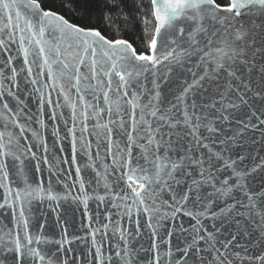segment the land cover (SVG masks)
Instances as JSON below:
<instances>
[{
	"label": "snow or ice",
	"instance_id": "obj_1",
	"mask_svg": "<svg viewBox=\"0 0 264 264\" xmlns=\"http://www.w3.org/2000/svg\"><path fill=\"white\" fill-rule=\"evenodd\" d=\"M100 3L85 0L81 11ZM102 3L105 27L120 32L132 18L124 0ZM134 6L145 28L139 48L102 28L72 23L41 0H0V76L10 85L5 93L0 82V209H11L13 225L0 235V252H12L13 264H67L73 240L66 222L58 219L49 226L37 220L34 232L26 209L34 202L67 200L76 191L74 201L87 209L89 199H95L106 213L108 223L89 227L95 264H105L104 240L109 252L113 249L109 223H115L120 239L107 264H243L245 259L264 264V181L259 188L249 183V177L264 171V155L246 152L244 143L252 133V144H264V0H136ZM12 46L22 56L19 71ZM161 66L169 73L178 66L190 75L178 77L172 99L161 96ZM24 71L25 83L36 86L25 88L27 96L38 94L34 114L19 91L17 78ZM149 74L152 88L147 87ZM39 77L49 90L47 99ZM45 104L53 135L59 137L55 126L64 121L70 161L53 163L47 144L44 156L37 155L41 133L32 125L46 129L39 119ZM233 121L239 127L230 134L225 126ZM102 147L111 162L99 165ZM64 164L74 167V176L62 170ZM89 168L96 173L92 195L83 177ZM61 183L64 195L55 190ZM113 216L134 222L135 232ZM142 218L149 230V248L141 245L150 253L147 258L129 247V237L142 233ZM57 228L58 239L45 235ZM97 235L104 240L98 242ZM253 244L262 254L248 257Z\"/></svg>",
	"mask_w": 264,
	"mask_h": 264
},
{
	"label": "water",
	"instance_id": "obj_2",
	"mask_svg": "<svg viewBox=\"0 0 264 264\" xmlns=\"http://www.w3.org/2000/svg\"><path fill=\"white\" fill-rule=\"evenodd\" d=\"M13 47L12 55L13 57H18L15 60V66L17 67V70H20V67L22 66L23 60L22 56L16 51L15 46ZM3 63V58H0V65ZM7 75H10L9 73H6ZM188 76L190 79V75L187 72V69H182L178 66H172V70L169 73L168 69L161 66L160 73H159V90L161 92L162 98L166 99H172V94L176 91V84L178 77ZM28 79L26 75V71L20 72L17 81L20 85L19 91L22 95L25 96V99L28 101L30 107L27 109L29 114H34L37 112V99L38 94L33 91V94L31 97L27 96V93L24 91L25 88H35L36 86H33L31 84H26L25 81ZM153 77L149 74L147 87L152 88L153 85L151 83ZM39 80L41 81V91L45 95V99L48 98V89L43 87V77H39ZM0 82H2V88L3 91L6 93L9 88L8 81L4 80L2 76H0ZM14 92L17 91V89H12ZM51 99L53 102H56L58 97L55 93V91L51 94ZM7 102L11 104L13 107H15V102L11 98H7ZM62 102V99H61ZM3 112L2 105H0V113ZM50 112V109L47 107V104H45L43 114L39 116V119L43 120L45 124L47 125L46 129L42 128L38 124H33L32 128L39 131L41 133L40 141L36 145V151L37 155L43 157L44 152L42 150V145L47 144L48 153L50 159L53 160V163H58L60 160H71L72 157V146L70 143V140L63 139L64 136H66V130L64 127V121L63 119L60 120V123L56 125L55 127L58 128L59 131V137L53 135V122L48 118V113ZM57 116H60L61 109L56 110ZM63 114L65 117L70 116V110L65 108L63 109ZM235 115L240 116L241 112L237 111ZM70 126V124H69ZM239 127L238 124H236L235 121L231 125H226V131L231 132L235 131L236 128ZM30 135V133H29ZM77 135H79V131H77ZM253 134L247 133L244 137V143H245V151H251L253 156L257 155H264V144H252ZM255 138L257 140L260 139L259 134H255ZM96 138L93 137L92 142V152H96ZM63 149V151H61ZM80 159H83V157H79ZM111 161H105L104 159V151L103 147L100 149V159L98 161L99 165H104L105 163H110ZM35 163L34 161L32 162ZM44 167L43 171V180L45 184H47L48 181V170L46 166ZM62 170L65 172H71V174L75 175V169L70 168L68 164L62 165ZM101 172L103 171V168L101 167L99 169ZM41 174L37 173V178L39 179ZM83 177L86 182V190L87 192L92 195L93 189L97 187L96 185V173L92 171V169H87L83 172ZM55 180V178H53ZM264 181V171H258L257 173H254L251 177H249V183L253 185L254 187L259 188L261 186V182ZM71 183V181H68ZM78 187V186H77ZM55 190L58 192L59 195H64L65 189L63 187V184H58L55 186ZM99 191L101 194H103V187L99 188ZM78 195L76 191H73L71 196L67 200H60V201H43L41 202H34L31 209H26V215L28 217L30 228L35 232V225L37 220L40 222H47V225H55L57 223V220L61 223L66 222L67 224V235L69 239L73 240V243L69 245L72 249L71 252H69L67 257V264H95V261L92 259V255L90 253L95 252V249L91 246L92 236L89 234V227L92 228H98L101 226V223H108L107 220H104V216L106 213L104 212L103 206L97 207L98 201L95 199H89L87 209H85V206L80 201H74L72 197ZM0 202H3V192L0 190ZM87 210L88 215L85 216L84 213ZM111 212H115V209H111ZM113 221H119V223L123 226L125 229H131V231L135 232V223H130L127 219V217H124L123 220H120L118 216L112 217ZM135 220V215L133 216V221ZM185 223L187 224V218H184ZM206 225L208 227H211L210 221H205ZM12 220H11V209H0V235H3L4 233L8 232L10 228H12ZM116 225L115 223H109L108 224V232L107 237L108 240H111L113 243V249L111 252H109L108 248V242L107 240H104L102 235H97L96 240L98 242L104 240L103 244V251L105 253L104 259L105 264H107L108 256L112 255L114 257V253L116 251L115 244L119 242V234L113 232V229H115ZM141 227H142V233L139 236H136L135 238L129 237L130 240V249H137L139 252L140 257L147 258L150 253L147 251H144L141 249V245L143 246V249H148L150 246V239H149V230L144 225L143 218L141 220ZM59 229H48L45 232V235L49 239H58L59 238ZM103 232V229H101ZM15 235V233H13ZM20 237L21 242L23 243V237H24V229L23 224L20 225ZM79 237L80 239H76ZM175 243V240L173 241ZM245 243L244 240H241V244L243 245ZM41 248L46 247H53V245H41ZM239 251V249H238ZM262 254L261 248L258 247L256 244H253L247 253L248 257H253L256 255ZM133 255L135 256L136 253L134 252ZM73 256H75V259H73ZM13 253L12 252H0V264H13ZM124 259H127L126 257ZM115 264H121L119 260L115 261ZM239 264V261L237 262ZM243 264H257L255 260L245 259Z\"/></svg>",
	"mask_w": 264,
	"mask_h": 264
},
{
	"label": "trees",
	"instance_id": "obj_3",
	"mask_svg": "<svg viewBox=\"0 0 264 264\" xmlns=\"http://www.w3.org/2000/svg\"><path fill=\"white\" fill-rule=\"evenodd\" d=\"M44 8L52 9L65 15L72 23L84 27H99L105 31L106 35L116 38H125L133 42L138 48L141 47L145 39V28L142 22V12L135 9L136 0H124L127 5L125 12L131 15L127 24H121V31L116 33L110 28L105 27L103 14L106 11L103 3L95 7L90 12H82L85 0H41ZM147 3V0H145ZM124 5H122L123 7Z\"/></svg>",
	"mask_w": 264,
	"mask_h": 264
}]
</instances>
